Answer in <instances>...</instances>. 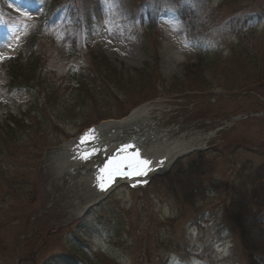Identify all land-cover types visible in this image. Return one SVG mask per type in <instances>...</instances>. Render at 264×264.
I'll use <instances>...</instances> for the list:
<instances>
[{
  "label": "rangeland",
  "instance_id": "1",
  "mask_svg": "<svg viewBox=\"0 0 264 264\" xmlns=\"http://www.w3.org/2000/svg\"><path fill=\"white\" fill-rule=\"evenodd\" d=\"M262 8L264 0H0V90L9 97L0 105L8 176L0 180V264H249L226 210L243 167L264 165V89L251 90L238 55L227 59L237 42L230 23L253 20L264 42ZM75 42L116 67L119 89L107 107L96 91L58 88L55 101L44 92V75L63 87L85 59L72 55ZM216 64L229 73L214 76ZM17 71L27 79L15 80ZM143 105L173 135L207 141L146 188L119 185L89 204L57 173L55 152L84 127Z\"/></svg>",
  "mask_w": 264,
  "mask_h": 264
},
{
  "label": "trees",
  "instance_id": "2",
  "mask_svg": "<svg viewBox=\"0 0 264 264\" xmlns=\"http://www.w3.org/2000/svg\"><path fill=\"white\" fill-rule=\"evenodd\" d=\"M226 2L227 1L217 5L216 10L220 11ZM48 11L50 12V6ZM260 13H264V8H262ZM75 18L77 17L75 16ZM54 19L55 17L53 16L48 17L49 22H52ZM229 20L230 19H227L226 23H228ZM212 21L216 22V17H213ZM252 25L253 20H244L241 26H239L237 22L229 24V31L231 34L234 33L236 35L237 42L232 46L227 62L233 60L235 55H238L237 59L242 61L244 68H246L245 72L250 73L248 80L251 90L254 89L262 92L264 89V42L261 40L257 41L255 32L252 31ZM39 33L40 30L34 32L35 38L38 37ZM31 46L34 48L35 44L31 43ZM77 48L78 43H73L74 50L72 51V55L81 56L85 54V59L75 60L79 63V67L74 68L70 74H68V80H65V77L57 78L62 79V81L65 80L62 85L63 87L58 84H56L57 87H54L55 85L50 84L49 78L51 76L46 78L44 75L42 80L44 92L52 101H55L58 88L62 90L69 88L70 91H74L82 96H84L85 91H96L102 105L107 107L112 103L104 99L113 98V87L119 89L117 82L112 79L114 77L113 72H117L115 69L116 67H113L111 62L104 55H102L99 61H96L86 43L84 48L78 50ZM94 57L97 58L98 55ZM230 68L231 66L228 65L218 66V64H216L211 72L214 76L218 73L227 75ZM12 77L19 81L27 79L20 71L16 73L12 72ZM53 77L55 76L53 75ZM223 85L226 86L228 90L231 89V84L225 83ZM15 121L14 123L21 125L19 120L15 119ZM2 145L3 142L0 141V147H2ZM242 172L247 175L242 176L240 190H238L235 197L231 199L230 209L227 207V219L234 225L233 233H237V229L241 231L244 248L249 252V264H261L262 251L264 250V165L258 168L251 166L249 170L243 167ZM7 177V174H5L3 170H0V180L6 182Z\"/></svg>",
  "mask_w": 264,
  "mask_h": 264
},
{
  "label": "bare ground",
  "instance_id": "3",
  "mask_svg": "<svg viewBox=\"0 0 264 264\" xmlns=\"http://www.w3.org/2000/svg\"><path fill=\"white\" fill-rule=\"evenodd\" d=\"M3 35H0L2 38ZM6 51L0 49V63L6 56ZM1 65V64H0ZM3 73H0V86L5 84L2 78ZM8 96L0 90V105H8ZM151 108L148 105H143L133 109L126 117L120 120H109L102 123L99 128L102 131V143L112 145L118 140L134 139L143 145L145 153L154 157L155 159L166 156L167 162L162 171L169 168L171 163L187 153L195 150L207 141V136H180L175 138L171 130L161 128L158 119L151 115ZM1 114V112H0ZM110 148V150L114 149ZM109 150V151H110ZM57 173L63 176L67 182H72L70 186H78L89 198V204L95 203L104 195L97 193L92 188L91 178V163H82L79 161H72L68 153V149L62 148L59 151L57 158Z\"/></svg>",
  "mask_w": 264,
  "mask_h": 264
},
{
  "label": "snow or ice",
  "instance_id": "4",
  "mask_svg": "<svg viewBox=\"0 0 264 264\" xmlns=\"http://www.w3.org/2000/svg\"><path fill=\"white\" fill-rule=\"evenodd\" d=\"M0 59H3V57H0ZM91 131L94 130H90V133ZM90 133H86L81 138V145H88L89 142L96 140V137ZM130 149L135 150L130 151ZM100 151L101 149L97 148H91L90 150L86 148L80 158L87 161ZM160 163H163V161ZM151 165L152 161L142 157L139 148H136L133 144H125L118 148L115 154L109 156L103 166L98 169L97 186L101 191H107L115 183L117 177H146L153 170ZM137 183H147V181L137 180Z\"/></svg>",
  "mask_w": 264,
  "mask_h": 264
}]
</instances>
